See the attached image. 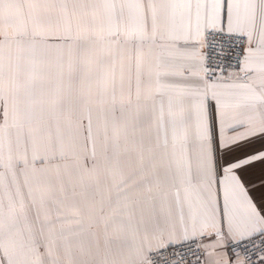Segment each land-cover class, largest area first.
<instances>
[{
  "label": "snow or ice",
  "instance_id": "6c2138e0",
  "mask_svg": "<svg viewBox=\"0 0 264 264\" xmlns=\"http://www.w3.org/2000/svg\"><path fill=\"white\" fill-rule=\"evenodd\" d=\"M0 264H264V0H0Z\"/></svg>",
  "mask_w": 264,
  "mask_h": 264
}]
</instances>
